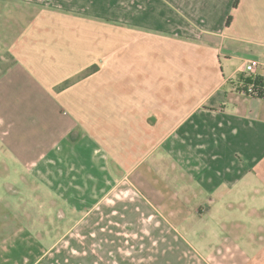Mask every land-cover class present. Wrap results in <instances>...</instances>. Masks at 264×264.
I'll use <instances>...</instances> for the list:
<instances>
[{
	"label": "crops",
	"instance_id": "0c3cea01",
	"mask_svg": "<svg viewBox=\"0 0 264 264\" xmlns=\"http://www.w3.org/2000/svg\"><path fill=\"white\" fill-rule=\"evenodd\" d=\"M149 6L138 22L45 9L11 46L23 125L0 143L47 145L0 161V264H264V217L222 202L264 200V97L243 90L264 0Z\"/></svg>",
	"mask_w": 264,
	"mask_h": 264
},
{
	"label": "rangeland",
	"instance_id": "374dc122",
	"mask_svg": "<svg viewBox=\"0 0 264 264\" xmlns=\"http://www.w3.org/2000/svg\"><path fill=\"white\" fill-rule=\"evenodd\" d=\"M154 2L155 0H0V142L6 139L9 140L10 138L8 137L10 136V130L20 128L17 125H23V123L20 124L19 122L15 123L13 121L18 117L15 116L12 111V101L8 100V97L5 96L3 92L9 94L13 90L10 89V83L12 82V78L18 74L16 70H13L15 68H13L14 58L12 56L13 53L11 46L36 14L45 9H57L85 14H95L108 19H122L125 21L135 20L138 22L149 15L148 7L152 6H149V3ZM151 8H153V6ZM167 23L170 24L169 22ZM38 94H40L41 97L43 95L42 93ZM38 94L37 96L36 94L34 95L35 99L39 97ZM30 100L22 107V113L26 114L28 112L26 109L31 107L30 105L33 101L36 106V101L32 98ZM40 102L41 101H39V103ZM45 121L47 122V119H45ZM48 121H51L50 124L53 122L52 119ZM26 123L30 125L28 121ZM4 130L7 131V133H4ZM46 136L47 135H43V140H41V137H38L37 149L33 146V148L22 147L11 150L7 148L5 144V147L3 148V144L0 143V161L3 160V158L15 161L17 156L14 155V152L19 151L22 153H28L30 155L29 158L34 163V161L40 159L42 154V150L40 149L42 148L41 146L47 145V140L45 139ZM41 141H44V143ZM25 145H27V143H25ZM16 166L21 170L20 172L26 174L29 172L28 168L30 166L22 164L19 160H17ZM6 174V170L3 166H0V178H5ZM1 181L2 180L0 179V185ZM244 183L245 182H241L240 185L244 186ZM260 188H263V186H260ZM252 195L238 199L236 198V200L235 197L232 196L223 198L222 202L226 200L227 202H236V204L257 208L253 213L242 212L228 215L235 218L236 221L241 220V222L245 221L248 222V224L250 222L252 224L261 223L264 217V200L258 199L257 197L253 199L256 195ZM237 201L239 203H237Z\"/></svg>",
	"mask_w": 264,
	"mask_h": 264
},
{
	"label": "trees",
	"instance_id": "16d2710c",
	"mask_svg": "<svg viewBox=\"0 0 264 264\" xmlns=\"http://www.w3.org/2000/svg\"><path fill=\"white\" fill-rule=\"evenodd\" d=\"M231 21H232V16H229L227 24H230ZM250 85H254V89H255L254 92L251 93L248 92V87ZM243 90L249 95H253L256 97H264V79L259 75L248 77L244 84Z\"/></svg>",
	"mask_w": 264,
	"mask_h": 264
},
{
	"label": "built area",
	"instance_id": "2783aa9c",
	"mask_svg": "<svg viewBox=\"0 0 264 264\" xmlns=\"http://www.w3.org/2000/svg\"><path fill=\"white\" fill-rule=\"evenodd\" d=\"M264 67V58L263 60H258V59H249L246 60V62L244 63V68L245 71L248 72L250 75L255 76L258 72V69L260 67ZM254 85H250L248 87V92H254Z\"/></svg>",
	"mask_w": 264,
	"mask_h": 264
}]
</instances>
